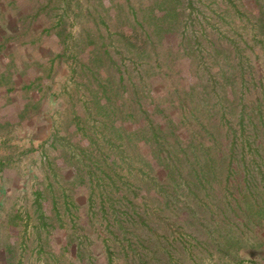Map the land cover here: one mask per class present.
Segmentation results:
<instances>
[{"label":"rangeland","instance_id":"1","mask_svg":"<svg viewBox=\"0 0 264 264\" xmlns=\"http://www.w3.org/2000/svg\"><path fill=\"white\" fill-rule=\"evenodd\" d=\"M242 15L264 19V0H0V264L165 263L182 225L163 203L145 121L125 117L132 86L118 77L154 82L177 48L204 57L215 37L224 48L240 40L262 74L260 38ZM235 156L264 200V153ZM260 199L252 223L229 222L240 236L230 253L187 232L190 258L171 264H264ZM132 211L151 216L148 229L135 230Z\"/></svg>","mask_w":264,"mask_h":264},{"label":"trees","instance_id":"2","mask_svg":"<svg viewBox=\"0 0 264 264\" xmlns=\"http://www.w3.org/2000/svg\"><path fill=\"white\" fill-rule=\"evenodd\" d=\"M241 20L246 22L243 29L250 25L253 37L260 38L264 53V19L250 22L248 17H238L239 25ZM239 42L230 40L224 48L215 37L204 48L206 60L196 52L193 61L185 53L191 50L177 48L175 58L164 63L168 73L162 71V62L157 64L161 71L155 83L143 72L136 81L130 75L118 77L119 82L132 86L125 95V117L134 112L131 116H138L140 124L145 121L142 137L151 147L154 167H159L155 170L161 172L163 203L180 222L178 226L182 225L181 245L172 247L164 264H171L175 255L177 261L190 258L183 241L187 232L219 252L230 253L240 236L231 234L229 222L238 217L240 224L252 223V201L260 199L261 189L245 163L233 167L231 160L236 154L264 153V73L255 72ZM157 85L166 92L155 96ZM153 180L157 184L161 179ZM112 211V224L123 233L126 226ZM131 215L136 216L135 230L151 220L147 213L132 211ZM166 244L171 247L173 243ZM137 260L143 259L138 255Z\"/></svg>","mask_w":264,"mask_h":264}]
</instances>
